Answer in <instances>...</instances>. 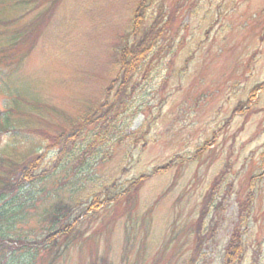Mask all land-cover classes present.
<instances>
[{"label": "rangeland", "instance_id": "374dc122", "mask_svg": "<svg viewBox=\"0 0 264 264\" xmlns=\"http://www.w3.org/2000/svg\"><path fill=\"white\" fill-rule=\"evenodd\" d=\"M139 1L0 3L12 15L13 35L24 33L8 40L9 30L0 28L1 58H15L11 68H0L8 74L0 81V126L7 118L18 129L0 133V159L25 164L93 115L117 76L112 46L129 30ZM21 2L33 9L19 18ZM160 3L172 21L166 58L140 79L114 135L107 131L81 163L74 151L54 174L34 181L36 201L16 229L40 240L52 218L77 215L96 190L149 176L135 193L80 217L50 247L6 254L5 264H188L197 221L206 214L217 234L204 248L211 250L209 264H219L238 203L251 194L241 264H264V88L250 97L264 82V0H156L154 10ZM60 148L49 149L35 174L52 170Z\"/></svg>", "mask_w": 264, "mask_h": 264}, {"label": "trees", "instance_id": "16d2710c", "mask_svg": "<svg viewBox=\"0 0 264 264\" xmlns=\"http://www.w3.org/2000/svg\"><path fill=\"white\" fill-rule=\"evenodd\" d=\"M3 1L0 0V3ZM155 5H157L156 0H140L132 11L129 30L120 38L117 45L112 46V59L115 67L118 68L117 76L105 89V99L96 108L93 115L85 116L83 123L78 124L74 130H71L73 129L71 128L70 133L66 135L61 133L59 136L54 137L51 144L44 146L42 153L36 155L25 164L4 162L0 159V264H5L8 257L6 254L11 255L14 251H37L50 247L60 235L69 232L80 220V217L96 213L103 206L115 203L120 197L135 193L146 177L149 176L146 173L140 174L126 182L127 185L124 188L113 182L109 186H105L103 190H96L88 198L87 205L82 210H79L80 212L78 211L77 215L72 216L69 214L70 212H64L52 218L50 228L40 240L23 238L18 229H16L19 222L26 221L29 216L28 209L33 207L36 201V194L32 190L34 181H42L49 175L54 174L62 160L64 161L66 158L74 156V151L79 152L80 155L76 156V160L81 163L87 155L94 153L93 151L96 150L97 146L106 138L107 131L111 130V135H114V131L118 130L117 126L121 116L131 111L132 99L136 91H138L139 82L146 80L153 69L163 62L171 50L172 44L169 42V33L172 21L165 16V9L162 3L154 10ZM15 8L21 12L19 18L26 16L33 9L32 6L25 2L15 5ZM7 12H9L8 9L2 11L0 6V28L6 33L9 30L10 34H7L8 40L14 39L15 35H17V39H20L24 33L17 30V34L13 35V32L10 31L11 29H9L11 28L9 26L12 23V15L7 17L5 15ZM32 28L34 32L36 28ZM5 49L4 46H0V61H2L0 62V68H11V66L15 65L13 63L15 58L9 56L10 61H4L1 58V52L4 54L5 52L3 51ZM7 75L4 70H0V81L3 80L4 83ZM4 87L11 89L5 84ZM261 88H264V82L256 85L251 90L250 97H253L254 93ZM95 122H98V124L90 132H88L89 130L86 132L83 130L85 126ZM17 130L13 125L10 127V121L7 118L3 120L0 126V133L4 131L7 133L11 132L10 134L14 135ZM85 134L89 135V137L87 138ZM77 137H82V139L84 137L86 143L78 145ZM68 141L71 142V145L68 144L67 146ZM208 142L209 140L207 139L205 142L207 143L206 147L210 144ZM59 144H61V148L56 162L53 163L52 170L35 174V170L42 165V161L49 149ZM82 147H85V149L80 152ZM202 151L195 155L200 154ZM262 156L264 158V154ZM171 166L172 160L163 166L153 168L151 174H157ZM252 200L251 194L244 205L239 204L240 202L238 203L237 220L229 232L219 264L242 263L247 249L244 235L248 228ZM60 221H64L61 227L57 226ZM197 222L198 224L194 231L196 235L195 245L188 264H209V252L211 250L204 247L212 243L214 236H216V225L207 214L205 218L199 217ZM205 222H209L208 226Z\"/></svg>", "mask_w": 264, "mask_h": 264}]
</instances>
